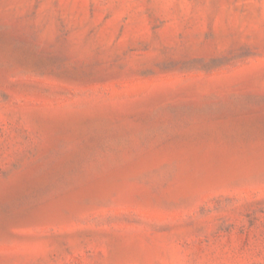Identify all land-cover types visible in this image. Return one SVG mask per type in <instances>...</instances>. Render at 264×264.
<instances>
[{
	"label": "rangeland",
	"instance_id": "374dc122",
	"mask_svg": "<svg viewBox=\"0 0 264 264\" xmlns=\"http://www.w3.org/2000/svg\"><path fill=\"white\" fill-rule=\"evenodd\" d=\"M0 264H264V0H0Z\"/></svg>",
	"mask_w": 264,
	"mask_h": 264
}]
</instances>
